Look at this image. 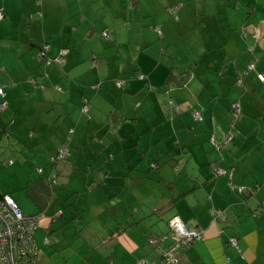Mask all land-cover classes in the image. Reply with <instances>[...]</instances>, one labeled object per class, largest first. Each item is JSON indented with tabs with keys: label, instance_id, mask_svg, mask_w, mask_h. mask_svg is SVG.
Wrapping results in <instances>:
<instances>
[{
	"label": "crops",
	"instance_id": "0c3cea01",
	"mask_svg": "<svg viewBox=\"0 0 264 264\" xmlns=\"http://www.w3.org/2000/svg\"><path fill=\"white\" fill-rule=\"evenodd\" d=\"M0 11L1 194L24 211L26 193L39 190L49 212L64 201L52 180H83L92 192L105 183L119 197L98 213L115 230L112 264L168 248L170 227H153L152 214L204 233L164 264H264V0H0ZM160 34L184 37L186 52L166 56ZM239 187L258 188L247 197ZM39 257L49 255L39 247Z\"/></svg>",
	"mask_w": 264,
	"mask_h": 264
},
{
	"label": "rangeland",
	"instance_id": "374dc122",
	"mask_svg": "<svg viewBox=\"0 0 264 264\" xmlns=\"http://www.w3.org/2000/svg\"><path fill=\"white\" fill-rule=\"evenodd\" d=\"M176 8H178V4ZM176 8L174 10H176ZM169 10L172 12L173 9ZM208 18L210 20L211 18L215 19L214 16H208ZM227 22L228 21H226V23ZM198 25L199 26H195L196 28L194 30H191L189 33H185L184 36H186V38H191V41L196 40V35H199L200 37L202 33L200 29H204V24L199 22ZM213 29L214 26L211 27V30ZM222 32H229V29L226 28ZM256 33L259 35L258 38H260L259 31H256ZM164 39L165 36H161L160 34L156 43L164 41ZM186 44L187 42L184 37L174 40L173 43L171 40L165 41L164 45L168 51L166 56L170 57L174 53L176 55H180L181 52H186ZM155 46L156 44L154 43L148 49H152ZM190 49L191 48H189V50ZM139 50L141 51V49ZM181 68H184V66ZM261 74H264V72ZM239 81L241 83V80ZM262 81L264 82V80ZM239 114L241 115V110L239 113H237V115ZM241 135L243 136V134ZM229 137L226 139L227 142L231 139H229ZM72 169L73 168L71 167L67 170L68 172L73 173ZM77 170L80 171L81 169ZM90 175L92 177L94 176L92 174ZM52 182V186L54 185V187H56L59 192L63 190L62 194L64 195V201H60L58 207H56L60 208L57 211H60L61 213L57 212L53 208V211H47L49 210V207L47 206L50 205L49 194L40 193L41 191L39 192V190H35V193L31 192V194L26 193L27 199H24V202H26V204L24 203L25 210L22 211L26 215L36 217V229L34 233L36 241L40 247V252H42V255H45V253L49 255V257H39V264H112L107 253L110 251V249H107L106 246L113 243V241L110 242L108 239L110 236L108 234L106 235V232L109 231L108 229H105L107 227L106 220L104 219L103 221L100 219L102 214H99L102 209L106 208L107 203L117 204L119 198L118 192L112 190L108 191L107 185L105 183L100 184L99 187L93 188L94 192H92V190L89 188H84L85 186H88V184L83 180L75 181L73 179V181L65 180L62 182L58 181L56 183L55 180H52ZM55 193L56 195L54 194V197L59 195L58 192L55 191ZM128 193H131V191H127L125 197H127ZM74 198L80 199L81 203H83V207H81L83 209L80 211L82 216H79L78 209H75V207L79 208V205L73 207L74 204L70 203L71 200H74ZM66 200H68L67 203ZM132 208H135L134 204H132ZM126 216L129 217L135 215L129 211V214H126ZM150 217L152 219L149 220V223H153V227H155L158 223L162 227L161 230H164L165 232H167L169 229V225L171 230L173 229V226L171 227L172 224L174 225L173 221L171 223L172 218L169 224H167L165 219H161V217L157 214H152ZM154 219H157V223L154 221ZM188 229L195 230L193 228ZM114 231V229L110 230L109 234H112ZM174 231L177 233V238H180L179 233L176 231L175 225ZM131 233H134V231H131ZM103 240H106V242L104 243ZM124 263L133 264L131 260L127 262L125 261Z\"/></svg>",
	"mask_w": 264,
	"mask_h": 264
},
{
	"label": "built area",
	"instance_id": "2783aa9c",
	"mask_svg": "<svg viewBox=\"0 0 264 264\" xmlns=\"http://www.w3.org/2000/svg\"><path fill=\"white\" fill-rule=\"evenodd\" d=\"M4 17V13L0 11V20ZM104 36H109L108 31L103 32ZM255 37L258 38L259 35L254 33ZM49 50V45H44L41 49L40 55L43 58L47 57V52ZM65 50H62L61 53L65 54ZM250 68L254 67V64H249ZM259 77L261 80H264V74L259 73ZM118 86L122 85V82H117ZM0 95H4L3 88H0ZM6 103H0V109L5 107ZM236 114L239 112V104H235ZM234 108V109H235ZM84 111L88 110V106L83 107ZM195 118L197 120H203V116L200 111H195ZM72 132V130H71ZM233 136H230L232 138ZM69 146L65 144L58 152V154L53 158L54 160H61L65 158L68 154ZM39 171H42V168H39ZM227 171L223 168L218 169L219 174H224ZM240 191H245L243 187L239 188ZM264 209V202L263 207ZM214 214H218L215 212ZM261 215L260 210H257L255 215ZM174 223L176 227V231L179 233V237L177 238V233L174 231L173 233L175 239L179 242V244H183L185 246L190 245L191 243L202 239L203 233L201 230H189L188 226L185 222L179 217L175 216L172 218L171 223ZM36 229V217L31 215H26L22 212L18 203L15 199L9 194H1L0 193V264H33L36 261L37 256V245L33 238V234ZM232 244H237V239L232 237L230 238ZM174 250V246L172 247ZM177 252V251H176ZM176 252L171 251L169 255L166 257V260L169 262H176L177 258L175 257ZM142 264H146L145 261H142ZM148 264H156L148 263Z\"/></svg>",
	"mask_w": 264,
	"mask_h": 264
},
{
	"label": "trees",
	"instance_id": "16d2710c",
	"mask_svg": "<svg viewBox=\"0 0 264 264\" xmlns=\"http://www.w3.org/2000/svg\"><path fill=\"white\" fill-rule=\"evenodd\" d=\"M254 38H256L255 37V35H254ZM256 40H257V38H256ZM44 46V45H43ZM43 46L41 47V49L43 48ZM250 50H251V47H250ZM252 51V50H251ZM40 52H41V50H40ZM39 57L40 58H42V59H44L40 54H39ZM251 62V61H250ZM249 62V64H251ZM253 64H254V67L253 68H250L249 66H247V70L248 71H252V70H255V63L253 62ZM248 67H249V69H248ZM256 76H257V78L258 79H260V77H259V72H257V74H256ZM138 78H140V79H145V75L144 74H142V73H139L138 74ZM120 80H118L117 82H119ZM239 81V80H238ZM117 82H116V84H117ZM120 82H122V81H120ZM3 88V87H2ZM3 91H4V95H0V96H2V99H5V97H6V92H5V90H4V88H3ZM200 111L199 109H195V110H193V115H194V113H195V111ZM200 113H201V111H200ZM202 114V113H201ZM203 116V115H202ZM194 118H195V115H194ZM195 120L196 121H200V120H197L196 118H195ZM203 120H204V117H203ZM203 120H201L200 122H202ZM71 132V131H70ZM233 136V135H232ZM234 139V136L230 139L231 141ZM240 188V187H239ZM257 188L258 187H251L250 189H247V190H245V191H242L241 193L243 194V195H245V196H251V195H253L256 191H257ZM240 190V189H239ZM240 192V191H239ZM261 206L263 207V203L261 204ZM80 209H78V214H79V216L80 215H82V213H80ZM256 211L257 210H255V212H254V215H255V213H256ZM175 216H178V215H173L172 216V218L173 217H175ZM214 216L216 217V218H218V217H220V215H219V213L218 214H214ZM255 216H258L257 214L255 215ZM170 220H171V218L168 220V224H169V222H170ZM169 227H170V225H169ZM169 236H170V239H171V242L169 243V245H168V248L165 250V251H161V255L159 256V258H156V259H150V258H142V259H139L138 260V262H137V264H142V261H145L146 262V264H148V263H153V262H155L156 264H164V263H175V262H169V261H167L166 260V257L169 255V253L171 252V251H173V252H176V254H175V257L177 258V256H178V254L182 251V250H184L185 248H187L188 246H185V245H183V244H179V245H177L179 242L175 239V237H174V233H173V230H171V228H170V232H169ZM33 238H34V240H35V243H36V245H37V256H36V261H35V263H33V264H39V259H38V255H39V246H38V243H37V241H36V238H35V234H33ZM161 240V238H160V236H158V235H155V234H153V235H151L150 237H148V244L150 245V246H154L155 248H158V243H159V241ZM175 247L174 248V250H173V248L172 247ZM112 262V261H111ZM177 262V261H176Z\"/></svg>",
	"mask_w": 264,
	"mask_h": 264
},
{
	"label": "bare ground",
	"instance_id": "6f19581e",
	"mask_svg": "<svg viewBox=\"0 0 264 264\" xmlns=\"http://www.w3.org/2000/svg\"><path fill=\"white\" fill-rule=\"evenodd\" d=\"M235 111V110H234Z\"/></svg>",
	"mask_w": 264,
	"mask_h": 264
}]
</instances>
